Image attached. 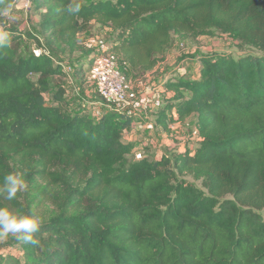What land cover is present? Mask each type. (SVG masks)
<instances>
[{"label": "trees", "instance_id": "1", "mask_svg": "<svg viewBox=\"0 0 264 264\" xmlns=\"http://www.w3.org/2000/svg\"><path fill=\"white\" fill-rule=\"evenodd\" d=\"M14 2L0 0V20ZM31 3L38 33L0 38V220L14 232L0 264H264V0ZM94 24L117 31L104 53L127 79L163 62L174 37L218 30L262 54L207 53L196 77L169 78L155 126L194 121V147L129 162L136 116L70 98L64 57L92 64L80 36ZM29 39L40 53L20 51ZM22 185L52 214L19 217Z\"/></svg>", "mask_w": 264, "mask_h": 264}, {"label": "rangeland", "instance_id": "2", "mask_svg": "<svg viewBox=\"0 0 264 264\" xmlns=\"http://www.w3.org/2000/svg\"><path fill=\"white\" fill-rule=\"evenodd\" d=\"M27 0H15L13 8L4 14L3 19L0 20V38L10 28H22L25 31H34L38 33V12L30 7H26ZM85 2L91 0H83ZM117 31L108 29L99 25H92L90 30L81 34V41L84 48L89 49L90 52H95L94 56L99 53L108 51L115 43ZM42 46L37 45L32 39L21 42L19 49L25 54L29 52L40 53ZM211 52H223L232 54L234 57L243 56L246 54H262L257 48L250 44H245L239 40H235L228 35L213 30L210 36H201L196 39H180L174 37L172 45L166 49L164 61L159 63L153 70L142 72L134 70L131 77L128 78L127 94L128 100L131 103L129 107L123 111L136 116V125L143 123V128L138 131L139 137H133L136 147L131 155L128 156V161L141 159L148 156L150 159L158 158L161 154L170 155L173 151L184 149L185 146L194 147L196 137L193 136L194 121L188 120L185 125L176 123L171 126L173 133H167L162 128L156 127L154 122L155 117L145 118V112L150 110L152 105L160 109L162 107L166 92L163 84L172 77L194 78L198 74L200 57ZM114 56V55H113ZM91 56L85 55L84 52H76L71 56L64 57L65 65L71 67V76L68 80V85L71 91V100L75 99L84 104L85 97L76 93V87L81 86L83 91L88 90L87 96L91 102H104L98 95L95 85L88 77L89 67L91 66ZM115 58V57H114ZM130 67V66H129ZM82 68L80 71H74ZM34 80L36 75H32ZM56 81H60L56 78ZM52 86L55 87L54 79H52ZM49 97V96H48ZM76 97V98H75ZM92 99V100H91ZM136 102H141L142 106L139 108L133 105ZM107 109H113L115 106H110L107 103ZM87 105V104H86ZM91 107V106H90ZM157 109V110H158ZM91 108H89V111ZM143 117V118H141ZM135 125V127H137ZM189 180L193 181L191 178ZM194 182V181H193ZM200 186V182H195ZM23 195L19 198V205L15 213L21 217V209L30 208L35 215L33 219L38 221L41 217H46L52 214L50 204L40 201L36 193L22 185ZM11 226L0 220V243L9 241L13 235ZM14 255H21L17 246H7L3 250Z\"/></svg>", "mask_w": 264, "mask_h": 264}, {"label": "built area", "instance_id": "3", "mask_svg": "<svg viewBox=\"0 0 264 264\" xmlns=\"http://www.w3.org/2000/svg\"><path fill=\"white\" fill-rule=\"evenodd\" d=\"M31 5V0H27L26 7ZM65 71L70 73L71 68L66 66ZM88 77L95 85L97 93L108 105L115 106L121 111L131 105L126 89L128 79L118 69L116 60L111 54H97L88 71ZM133 106L139 108L142 104L136 102Z\"/></svg>", "mask_w": 264, "mask_h": 264}, {"label": "crops", "instance_id": "4", "mask_svg": "<svg viewBox=\"0 0 264 264\" xmlns=\"http://www.w3.org/2000/svg\"><path fill=\"white\" fill-rule=\"evenodd\" d=\"M68 89H69V93L71 94V91H70V86L68 85ZM75 91H76V93L79 95V93H81V95H82V97L84 96L85 97V102H84V104L82 105V107L83 108H85V109H87L88 111H89V108H91V110L89 111V112H93V115H98V114H100L102 111H104V110H107V106H106V102H96V101H94V102H91L89 99H88V97L87 96H89V95H87V92H88V90H86V91H83L82 90V87L81 86H79V87H76V89H75ZM70 97H72V96H70ZM92 100V99H91ZM77 103H79V101L77 102ZM87 104V105H86ZM91 106V107H90ZM151 109L150 110H147L146 112H145V115H144V117L145 118H148V117H155V113L157 112V109L158 108H156V106L155 105H152L151 107H150ZM141 118H143V117H141ZM144 122H146V121H144ZM144 122H142V123H138L137 125H136V122H134V124H133V126H132V128H131V131H129L127 134H126V137H125V139H126V141H132L133 140V137L135 136V139H136V137H139L138 135L140 134L139 132H137L136 131V129L138 130V131H141L142 130V128H143V123ZM145 124V123H144ZM146 124H147V122H146ZM145 124V125H146ZM135 125L137 126V127H135ZM154 125H155V123H154Z\"/></svg>", "mask_w": 264, "mask_h": 264}]
</instances>
